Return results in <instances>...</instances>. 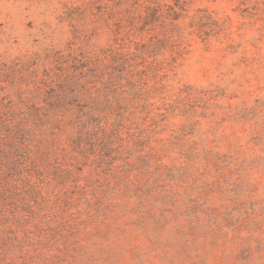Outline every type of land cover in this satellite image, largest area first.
<instances>
[{
  "label": "rangeland",
  "instance_id": "obj_1",
  "mask_svg": "<svg viewBox=\"0 0 264 264\" xmlns=\"http://www.w3.org/2000/svg\"><path fill=\"white\" fill-rule=\"evenodd\" d=\"M0 264H264V0H0Z\"/></svg>",
  "mask_w": 264,
  "mask_h": 264
}]
</instances>
